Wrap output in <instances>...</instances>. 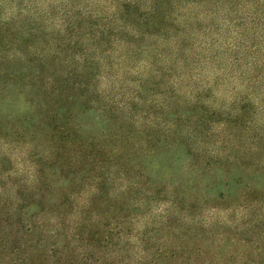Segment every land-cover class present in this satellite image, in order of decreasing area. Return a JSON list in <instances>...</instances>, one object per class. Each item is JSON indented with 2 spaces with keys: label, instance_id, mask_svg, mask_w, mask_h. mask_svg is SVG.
Wrapping results in <instances>:
<instances>
[{
  "label": "trees",
  "instance_id": "1",
  "mask_svg": "<svg viewBox=\"0 0 264 264\" xmlns=\"http://www.w3.org/2000/svg\"><path fill=\"white\" fill-rule=\"evenodd\" d=\"M56 1L61 35L37 39L39 52L25 50L30 39H0V105L17 113L6 131L35 164L27 178L0 179V264H118L109 253L124 203H147L156 184L166 202L203 207L182 194L173 165L203 174L247 162L212 140L225 126L248 129L260 111L251 107L264 100V0ZM14 47L24 52L14 57ZM226 101L242 106L210 109ZM158 158L171 161L160 176ZM103 202L110 231L100 235Z\"/></svg>",
  "mask_w": 264,
  "mask_h": 264
},
{
  "label": "rangeland",
  "instance_id": "2",
  "mask_svg": "<svg viewBox=\"0 0 264 264\" xmlns=\"http://www.w3.org/2000/svg\"><path fill=\"white\" fill-rule=\"evenodd\" d=\"M112 1L79 0L77 6L102 7ZM61 11L62 2L56 0H0V39H30L25 50L39 52L40 41L36 42L37 39L50 37L45 42L51 43V37L61 35L60 25L64 18ZM22 52L24 51L14 47L11 55L15 57ZM0 56H7L2 45ZM13 68L18 69L15 66ZM18 100L16 110L22 107L23 111V100ZM225 106L240 109L242 104L235 105L232 101L217 102L210 109ZM250 106L252 105L249 104ZM254 107L260 111L245 118L246 122H251L247 124L248 129L225 126V132L217 134L218 137L212 140L219 153L248 155L247 162L231 165L229 169L216 167L214 172L206 171L203 174L193 173L178 163L173 165L183 180L182 194L191 198L202 197L208 202L205 206L191 207L187 203L176 205L166 202L158 194L161 187L156 184L154 190L157 194L152 195L147 203L139 206L133 201L124 203L123 213L127 222L121 228H112V233L119 234L114 237L112 245L118 251L115 254L109 253L116 256L118 264H264V100H259L251 108ZM16 115L15 110L10 112L8 108L0 109V125L3 126H0L2 180L9 181L11 172L19 173L13 177L27 178L35 165L32 149L19 143L12 132L6 131L12 129ZM8 132L10 135L6 134ZM241 134L242 141L239 140ZM209 145L210 142L207 146ZM169 162L171 161L167 159H155L151 165L155 175L160 176L162 172L157 171L167 169L163 163ZM225 170L230 173L226 174ZM227 175L231 179H227ZM217 176L219 179L212 187L211 181ZM203 177L206 180L199 187L193 188V184L199 183ZM236 181L242 182L241 186L235 185ZM1 184L4 187V181ZM242 185L245 188L250 186L252 190L247 202L241 198L245 190ZM5 188L6 193L11 194L9 183ZM138 198L143 202L144 195ZM96 211L101 215L102 225L105 222V203L98 204ZM103 225L100 226V235L109 234L110 230ZM202 225L207 226L203 229ZM93 228L95 233L96 227ZM100 247V243H93L91 249L98 252ZM199 249L204 252L201 256Z\"/></svg>",
  "mask_w": 264,
  "mask_h": 264
}]
</instances>
